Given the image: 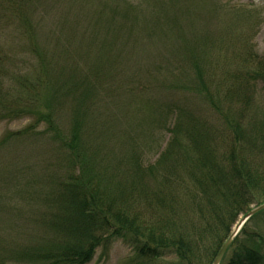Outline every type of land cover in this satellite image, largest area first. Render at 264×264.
I'll use <instances>...</instances> for the list:
<instances>
[{
  "label": "trees",
  "instance_id": "1",
  "mask_svg": "<svg viewBox=\"0 0 264 264\" xmlns=\"http://www.w3.org/2000/svg\"><path fill=\"white\" fill-rule=\"evenodd\" d=\"M28 1L0 0L1 31L17 26L29 56L0 55V123L30 120L0 139V264H90L98 248L116 240L140 263L172 256L174 264H212L240 217L264 205V118L246 121L212 101L222 121L214 127L192 103L205 84L172 79L156 120L170 137L156 163L145 166L136 152L147 135L124 131L120 111L135 97L120 105L112 85L121 80L101 84L114 55L82 65L125 45L133 11L100 12L77 48L65 33L41 44ZM73 47L81 56H71ZM255 67L247 80L237 78L232 104L250 106L254 84L264 91V57ZM27 144L46 147L43 168L30 156L20 161L18 149ZM232 248L228 264H264V211Z\"/></svg>",
  "mask_w": 264,
  "mask_h": 264
},
{
  "label": "rangeland",
  "instance_id": "2",
  "mask_svg": "<svg viewBox=\"0 0 264 264\" xmlns=\"http://www.w3.org/2000/svg\"><path fill=\"white\" fill-rule=\"evenodd\" d=\"M23 6L27 18L36 25L41 44L56 37L57 33H65L67 37L75 38L77 48L83 45L85 32L92 31L93 19L100 12L109 16L114 15L112 11L115 9L133 11L131 17L135 30L134 34L125 36V45L120 42L117 49L108 53H94L89 56L90 61H84L82 65L93 64L101 54H105L103 60L114 55L108 63L113 66L108 71L110 75L101 84H112L115 82L113 77L121 80L117 88L112 85L115 94H119L112 99L118 104L121 100L128 101L130 96L135 97L131 106L120 111L126 112L124 131L147 135L143 147L135 151L141 155L145 166L156 163L170 137L163 128L160 129V122L156 120L169 100V94L163 89L172 79L189 81L192 86L194 83L198 86L205 84L198 89L196 102L194 99L192 103L194 108L198 107L200 113L197 114L211 119L214 127H220L222 121L218 112L213 110L212 101L219 106L221 102L224 104L222 113L224 110L232 114L243 113L246 121L256 116L264 118L261 82L253 86L250 106L240 107L229 100L233 88L240 85L237 78L247 80V70L254 72L258 61L264 57V0H33ZM16 27L0 29V55L2 51L14 50L18 60L26 61L29 56L24 52ZM73 52L72 57L80 55L74 47ZM132 106H136L135 111ZM129 121L132 125L128 124ZM29 122V119L1 122L0 139L6 133L21 131ZM152 133L157 135L156 143L155 139L151 140ZM43 149L27 144L18 149V157L22 161L23 156H30L31 161L41 163L43 168L48 159L46 147ZM20 166L21 162L17 167ZM233 250L226 254L221 264H228ZM174 263L176 260L172 256L140 263L131 248L116 240L98 248L90 264Z\"/></svg>",
  "mask_w": 264,
  "mask_h": 264
},
{
  "label": "water",
  "instance_id": "3",
  "mask_svg": "<svg viewBox=\"0 0 264 264\" xmlns=\"http://www.w3.org/2000/svg\"><path fill=\"white\" fill-rule=\"evenodd\" d=\"M264 211V205L255 208L251 210L248 214H246L244 217L240 219V221L235 226L234 230L232 231L229 238L226 240V242L223 244L221 249L219 250L218 254L216 255L215 259L213 260L212 264H221L224 260L226 254L229 252L231 247L233 246L234 242L236 241L237 237L241 233L242 229L245 227V225L256 215L260 214Z\"/></svg>",
  "mask_w": 264,
  "mask_h": 264
}]
</instances>
